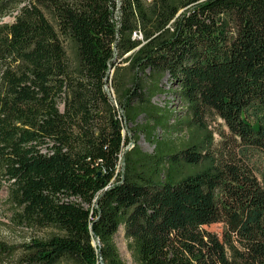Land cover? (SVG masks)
<instances>
[{"label":"trees","instance_id":"trees-1","mask_svg":"<svg viewBox=\"0 0 264 264\" xmlns=\"http://www.w3.org/2000/svg\"><path fill=\"white\" fill-rule=\"evenodd\" d=\"M172 95L183 116L153 102ZM216 119L231 138L219 151ZM127 125L154 154L127 150ZM252 152L264 157V0H0V186L14 221L58 232L0 242V258L125 264L123 230L139 264H264Z\"/></svg>","mask_w":264,"mask_h":264},{"label":"rangeland","instance_id":"rangeland-1","mask_svg":"<svg viewBox=\"0 0 264 264\" xmlns=\"http://www.w3.org/2000/svg\"><path fill=\"white\" fill-rule=\"evenodd\" d=\"M17 13L13 15L7 16L2 19L1 24H12L15 22V16ZM68 54L71 59L75 58V49L71 43L67 44ZM126 65H121V69H123ZM114 71L111 73V77H113ZM114 88V87H113ZM109 84L108 90L111 95L114 94L115 89H113ZM155 105L159 107H164L165 105L169 107V110H174L178 112V116H183L184 110L181 105L179 98L176 96H160L155 98L153 101ZM144 120L141 118L139 119V124H144ZM133 127L131 125H127L125 128V135L131 138V147L127 148V150L131 149L133 145L139 146V148L147 154H154L155 146L152 143H149L146 140L144 134L139 136V140L137 143H134V135L131 132ZM209 131L213 136V144L216 151L223 149L225 145H227V141H231L229 136V130L224 125V123L220 119H216L210 122ZM163 134L161 131L156 132V137L161 141ZM225 136V138H224ZM164 139H167L164 136ZM185 138L180 136H170V141H182ZM250 161L253 170L255 171L256 175L259 177L261 181L264 180V157L260 153H250ZM3 186H0V242L6 244L9 247H21L24 244L29 243L32 239L35 238H47L51 235L58 234L56 231L52 230H45L39 231L35 229H31L27 226H23L18 224L14 221V209L8 202V190H7V183H3ZM222 225H213L211 227H207L211 233L221 235L223 232ZM115 243L119 251V255L124 261L125 264H139L135 259L134 256L129 248V243L126 241L124 237V232L121 230L119 234L115 238ZM99 246V245H97ZM21 252H18L14 257L4 256L0 258V264H19V257Z\"/></svg>","mask_w":264,"mask_h":264}]
</instances>
